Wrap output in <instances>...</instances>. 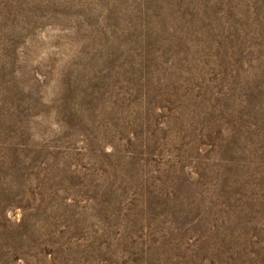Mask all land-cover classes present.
<instances>
[{"label": "rangeland", "instance_id": "rangeland-1", "mask_svg": "<svg viewBox=\"0 0 264 264\" xmlns=\"http://www.w3.org/2000/svg\"><path fill=\"white\" fill-rule=\"evenodd\" d=\"M0 264H264V0H0Z\"/></svg>", "mask_w": 264, "mask_h": 264}]
</instances>
